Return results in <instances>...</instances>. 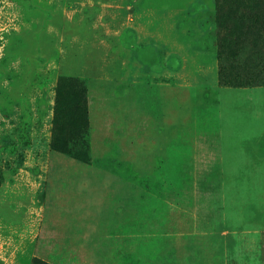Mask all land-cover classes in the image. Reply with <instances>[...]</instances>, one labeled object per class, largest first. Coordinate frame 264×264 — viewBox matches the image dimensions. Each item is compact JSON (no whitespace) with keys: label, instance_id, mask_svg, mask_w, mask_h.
<instances>
[{"label":"rangeland","instance_id":"obj_1","mask_svg":"<svg viewBox=\"0 0 264 264\" xmlns=\"http://www.w3.org/2000/svg\"><path fill=\"white\" fill-rule=\"evenodd\" d=\"M0 264H264V0H0Z\"/></svg>","mask_w":264,"mask_h":264},{"label":"trees","instance_id":"obj_2","mask_svg":"<svg viewBox=\"0 0 264 264\" xmlns=\"http://www.w3.org/2000/svg\"><path fill=\"white\" fill-rule=\"evenodd\" d=\"M77 85H82L80 80H75L74 81ZM58 113H57V126H58ZM65 126H68L67 123H65ZM77 130H78V135L76 136L75 142L72 145H84L86 143L85 137L87 136V123H86V118L84 117L83 113V107L82 110H80V114L78 116V125H77ZM65 137H62L57 135L55 137V146L59 147L60 149L64 150L65 152L72 154V152L76 151V149L72 148L71 145H69L68 140L64 139ZM74 149V150H73ZM85 152V151H84ZM80 157H83L84 154H80Z\"/></svg>","mask_w":264,"mask_h":264}]
</instances>
